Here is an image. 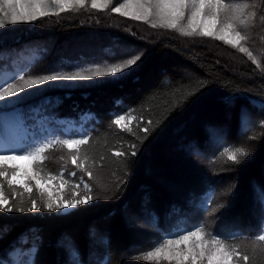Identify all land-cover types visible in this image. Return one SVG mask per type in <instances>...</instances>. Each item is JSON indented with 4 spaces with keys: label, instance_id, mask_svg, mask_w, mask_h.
<instances>
[{
    "label": "trees",
    "instance_id": "trees-1",
    "mask_svg": "<svg viewBox=\"0 0 264 264\" xmlns=\"http://www.w3.org/2000/svg\"><path fill=\"white\" fill-rule=\"evenodd\" d=\"M224 2L248 5L241 17L247 26H237L251 37V57L214 36L93 7L0 32V74L17 79L112 64L125 51L143 56L126 75L48 86L15 105L28 129L43 121L49 130L25 141L49 143L38 172L77 182L75 199H93L66 212L27 211L32 199L43 204L39 190L0 180L10 202L22 198L26 209H0V261L157 264L144 258L154 241L203 225L228 238L240 264H264V241L257 239L264 234V0ZM117 114L125 116L121 127L113 123ZM69 135L88 143L69 150L58 143ZM236 148L247 153H237L239 163L225 151Z\"/></svg>",
    "mask_w": 264,
    "mask_h": 264
},
{
    "label": "snow or ice",
    "instance_id": "snow-or-ice-1",
    "mask_svg": "<svg viewBox=\"0 0 264 264\" xmlns=\"http://www.w3.org/2000/svg\"><path fill=\"white\" fill-rule=\"evenodd\" d=\"M115 2L119 4V7H113L112 11L119 13L121 16H130L134 20L145 22L150 17L154 19L158 18L160 27L179 29L185 35H193L196 33L197 26H199L200 32L198 34L214 36L216 39L224 40L233 47L240 45L241 41L247 39L238 30L237 26V22L239 27L247 26L248 18H241L244 14L243 10L248 7L247 4L242 6L226 4L224 0H126V3H119V0H115ZM55 3L60 11H64L67 7H70V4L66 3V0H55ZM75 3L83 6L84 0H75ZM50 7V5L45 3V0H28L27 3L22 2V0H0V28L5 27L6 21L13 24L34 22L38 17L49 15L48 9ZM92 7H99L96 0H92ZM128 7H132L134 11H123V9ZM186 17L189 21V27L192 29L190 32L180 27V21ZM152 27H157V23H152ZM239 50L241 52H248L249 57L252 56V53L245 47L241 46ZM126 55L132 58H127L123 63L109 66L106 70L96 66L95 68L79 69L76 71L53 69L52 74H45L28 80L20 76L19 79L24 81L22 86H16L11 82L17 79L15 75L0 79V101L14 103L15 100L9 98L15 97L16 100H19V94H27V89L39 90V86L41 85L55 86L52 82L91 80L105 75H126L132 66L138 65V62L143 58L142 55H136L134 52L126 53ZM86 71L90 72L91 75H85L84 72ZM129 119L131 120L132 117H129ZM124 120L125 116L117 114V118L113 123L121 127V122ZM143 131L147 132L148 129L144 128ZM58 143L66 146L69 150L74 149L78 151L82 145L88 143V137L63 139L58 141ZM48 147V142L42 146L27 143L20 149L22 155H18L17 149L9 144L6 152L0 154V180L7 181L10 187L19 185L28 193H32L33 191L30 181L34 180L36 188L40 191L41 196H43L45 192H48V189L41 183L43 178L37 170V162L42 163L46 159L43 153ZM132 147L135 148V145H132ZM225 151L228 153V160L234 163L240 162L237 153L240 156L247 155L242 148H236L235 152H229L228 149H225ZM115 155L122 156L124 153L117 152ZM131 155L135 156L136 152L133 151ZM18 159L29 160V167L26 169L12 163V161ZM71 159L73 165L83 168L91 178L92 173L84 168V164L78 156L73 155ZM72 175L75 176L76 173H72ZM9 176H11V179H9ZM17 177L21 179H17ZM55 178L51 177V179ZM84 187L88 188L89 185L85 184ZM262 192H264V189H262ZM11 194L18 195L15 190ZM75 195L76 193H73V196ZM92 199L93 197L89 195L86 198L79 199L61 198L57 202L53 200L52 194L48 192L46 202L41 204L37 200L32 199L31 208H28L27 211H38L41 207L47 208L50 211L67 210L81 203H87ZM0 209L7 212H23L26 210L23 207L22 198L19 203L10 202L9 194L5 192L3 183H0ZM227 239L226 236L219 232L215 234L206 232L203 225L193 226L192 228L183 230V234L180 231L170 232L166 237L154 241L151 245L153 250L148 251L144 258L149 260L154 259L157 261V264L160 260L167 261L168 264H172L173 261L175 264H204L205 260L207 264H233V257L238 255V253L234 247L226 242ZM257 239L264 241V234L258 235ZM243 260L247 261L248 257L244 256ZM0 264H4V262L0 261Z\"/></svg>",
    "mask_w": 264,
    "mask_h": 264
},
{
    "label": "rangeland",
    "instance_id": "rangeland-1",
    "mask_svg": "<svg viewBox=\"0 0 264 264\" xmlns=\"http://www.w3.org/2000/svg\"><path fill=\"white\" fill-rule=\"evenodd\" d=\"M22 2L27 3L28 0H22ZM45 3L50 5L51 7L48 9L49 14L51 15H61L64 13H69V12H74L77 11V9L79 8H91L92 7V0H84V4L83 6L78 5L75 3V0H66V3L70 4V7H67L66 10L64 11H60V9L57 7L55 0H45ZM97 5H99V9H104V10H108V11H112L113 7H119V4L115 2V0H96ZM119 3H126V0H119ZM123 11H134V9L132 7H128L123 9ZM126 17H130V16H126ZM131 18V17H130ZM10 19V18H9ZM148 22L150 23H157V25H159V20L158 18L154 19L152 17L149 18ZM30 23V22H29ZM28 23H8L6 21L5 27L0 28V32H10L13 31L15 29V27H23L25 25H27ZM180 27L183 28L185 31H192V29L189 27V21L187 19V17L185 19H183L182 21H180ZM178 31H180L179 29H176ZM200 32V27L197 26L196 29V33ZM247 39L244 41H241L240 45H238V47L240 48L245 47L247 49H250L251 52L253 53L252 48H250V43L248 42L250 40V36H246ZM131 51H125L124 53H129ZM246 54V52H243ZM248 54V52H247ZM246 54V55H247ZM137 55V54H136ZM114 57V61H112V64H107V65H101L99 67H101L102 69L106 70L107 67L112 66L114 64L117 63H123L127 58H132L131 56H122L121 57H117V56H113ZM32 73H34V71H30L28 72L26 75H30L28 77H24L25 80L28 79H33V78H37L38 76L32 75ZM85 75H91L90 72H85ZM45 75V74H43ZM11 76L9 72H5V73H1L0 74V79H5L7 77ZM23 76V75H22ZM41 76V75H40ZM120 75H105L102 77H97L91 80H77V81H57V82H52L54 85H59V86H75L77 84H91L97 81H101L103 79L106 78H112V77H118ZM14 85L16 86H22L23 85V80L20 79H16L14 81H11ZM48 86H39V90H33L32 88H29L26 90L27 94L25 93H20L19 94V100H16L15 97L9 98L11 100H15L14 103H6L5 101H0V154H4L7 150V146L9 144H11V146L15 147L17 149V154L18 155H22V153L20 152V149L24 147L25 145V141L28 142H33L34 137H37V135L40 134H44V132L49 131L48 128L42 123L43 121H38L37 127L38 130L33 132L32 129H28L27 126L24 124L21 114L19 113V110L17 109V107H15V105L30 97L33 96L35 93L40 92L42 89L46 88ZM226 118V117H225ZM231 117H228L226 120H228ZM201 122V121H200ZM69 126H67L68 128ZM207 131L205 132V135L208 132V127H206ZM211 131V130H209ZM205 135H201L200 142L203 144V141L206 139ZM71 138V136H64V138L61 139H68ZM47 141H50V139H48ZM12 163L18 164L23 168H28L30 161L27 159H18V160H14L12 161ZM71 172L69 174L70 177H74L72 175ZM40 176L43 178L41 183L42 185L48 189V192H50L52 194V198L54 201H59V199L61 198H66V199H75V197L77 196V191L75 190V187H77L78 183L75 182L74 185L69 184V182L67 181V178H61V177H56L53 175H49V174H43V173H39ZM51 177H56L55 179H51ZM11 179V177H10ZM17 179H21L20 177H17ZM31 186H35L36 187V182L30 181ZM40 192V191H39ZM48 192H45L43 194L42 199L44 200V202L47 201L48 199ZM73 193H76L75 196H73ZM41 194V193H40ZM72 209V208H70ZM70 209L67 210H58L59 212H66L69 211ZM56 211V210H55ZM204 264H207V261L205 260ZM233 264H240L239 263V256L235 255L233 257Z\"/></svg>",
    "mask_w": 264,
    "mask_h": 264
},
{
    "label": "bare ground",
    "instance_id": "bare-ground-1",
    "mask_svg": "<svg viewBox=\"0 0 264 264\" xmlns=\"http://www.w3.org/2000/svg\"><path fill=\"white\" fill-rule=\"evenodd\" d=\"M74 128L78 131V132H82V125H75Z\"/></svg>",
    "mask_w": 264,
    "mask_h": 264
}]
</instances>
